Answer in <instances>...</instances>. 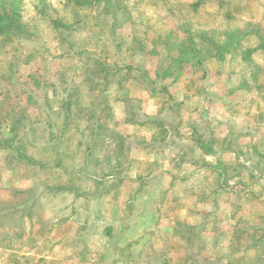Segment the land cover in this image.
<instances>
[{"label": "rangeland", "instance_id": "1", "mask_svg": "<svg viewBox=\"0 0 264 264\" xmlns=\"http://www.w3.org/2000/svg\"><path fill=\"white\" fill-rule=\"evenodd\" d=\"M83 1L0 0V264H264V0Z\"/></svg>", "mask_w": 264, "mask_h": 264}, {"label": "trees", "instance_id": "2", "mask_svg": "<svg viewBox=\"0 0 264 264\" xmlns=\"http://www.w3.org/2000/svg\"><path fill=\"white\" fill-rule=\"evenodd\" d=\"M72 2L76 5H85L88 2H85L83 0H72ZM19 2H16L18 4ZM16 4H12L11 8L7 10L6 7H4V3H0V33H4L8 30H16L18 32H23V27L20 24V16L18 13V9H16ZM235 47L232 44V47L230 44L228 46L220 45V44H214L213 43V49L212 51H215V57L219 60H224L226 54L231 53L232 50H234ZM190 50L193 53V57L195 58V62L199 65H202L204 63L203 55V49L199 48L198 44L194 41V39L190 38ZM253 51V50H251ZM184 233V232H183ZM178 233V237L181 239H184L188 242L190 245V252L189 257H187V262H189L191 259L193 260L191 264H202L205 263L207 260L204 257L198 256L199 252L202 247L201 241H200V235L201 232L198 227L192 226L189 227L186 234ZM176 235V236H177ZM180 235V236H179ZM196 247V249H195ZM131 254L129 253V257ZM199 260L200 263H199ZM185 262L184 264H187Z\"/></svg>", "mask_w": 264, "mask_h": 264}, {"label": "crops", "instance_id": "3", "mask_svg": "<svg viewBox=\"0 0 264 264\" xmlns=\"http://www.w3.org/2000/svg\"><path fill=\"white\" fill-rule=\"evenodd\" d=\"M147 105L150 106V108H148L149 110L152 109V108H151V104H147ZM156 109H157V108H154V110H152V112H148L149 110L146 109V111H147L146 113L149 114V115H153V114L155 115V114L158 113V112H157L158 110H156ZM150 113H151V114H150ZM123 120H124V123H126L125 118H124ZM129 126H130V125H128V127H129Z\"/></svg>", "mask_w": 264, "mask_h": 264}]
</instances>
